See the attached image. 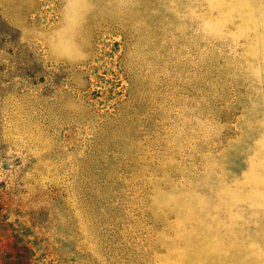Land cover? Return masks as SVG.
<instances>
[{"label": "rangeland", "instance_id": "1", "mask_svg": "<svg viewBox=\"0 0 264 264\" xmlns=\"http://www.w3.org/2000/svg\"><path fill=\"white\" fill-rule=\"evenodd\" d=\"M0 259L264 264V0H0Z\"/></svg>", "mask_w": 264, "mask_h": 264}, {"label": "trees", "instance_id": "2", "mask_svg": "<svg viewBox=\"0 0 264 264\" xmlns=\"http://www.w3.org/2000/svg\"><path fill=\"white\" fill-rule=\"evenodd\" d=\"M0 264H3V263L1 262V259H0Z\"/></svg>", "mask_w": 264, "mask_h": 264}, {"label": "clouds", "instance_id": "3", "mask_svg": "<svg viewBox=\"0 0 264 264\" xmlns=\"http://www.w3.org/2000/svg\"><path fill=\"white\" fill-rule=\"evenodd\" d=\"M84 57L83 56H81V59H83Z\"/></svg>", "mask_w": 264, "mask_h": 264}]
</instances>
